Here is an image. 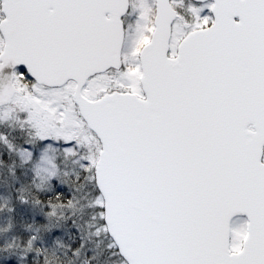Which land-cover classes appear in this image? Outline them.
Returning a JSON list of instances; mask_svg holds the SVG:
<instances>
[{"label":"snow or ice","instance_id":"obj_1","mask_svg":"<svg viewBox=\"0 0 264 264\" xmlns=\"http://www.w3.org/2000/svg\"><path fill=\"white\" fill-rule=\"evenodd\" d=\"M0 264H264V0H0Z\"/></svg>","mask_w":264,"mask_h":264}]
</instances>
